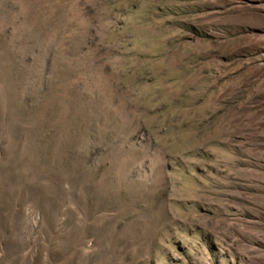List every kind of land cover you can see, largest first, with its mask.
<instances>
[{"label":"rangeland","instance_id":"374dc122","mask_svg":"<svg viewBox=\"0 0 264 264\" xmlns=\"http://www.w3.org/2000/svg\"><path fill=\"white\" fill-rule=\"evenodd\" d=\"M0 264H264V0H0Z\"/></svg>","mask_w":264,"mask_h":264}]
</instances>
